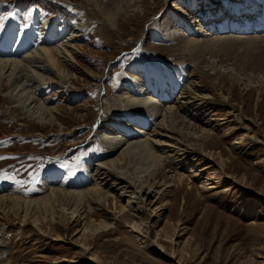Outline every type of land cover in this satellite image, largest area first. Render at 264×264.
<instances>
[{
	"label": "rangeland",
	"instance_id": "rangeland-1",
	"mask_svg": "<svg viewBox=\"0 0 264 264\" xmlns=\"http://www.w3.org/2000/svg\"><path fill=\"white\" fill-rule=\"evenodd\" d=\"M13 1L15 3L10 0L0 3V58L18 59L38 50L41 45H57L67 39L78 24H84L85 32L79 44L85 51L74 58V68H70L77 74L75 93L70 98L59 93L53 99L62 117L64 130L61 132L57 126L29 124L27 117L13 107L16 104L0 95V157H4L0 159V177H3L0 178V195L9 193L29 199L46 195L52 186L69 191L90 187L94 183L92 178V181L82 180L79 185L76 181L88 176L84 173L86 165L93 166L112 151L103 138L95 141L94 149L87 145V140L98 130L97 119L108 129L115 130L113 118H120L118 112L109 114L106 111L102 115L98 111L96 102L102 97L103 85L104 91L105 87L108 90V99H116L120 104L124 101L122 93L135 95L129 86V80L133 79L148 87L145 95L156 99L155 102H164V95L170 90L172 100L169 103L175 102L179 89L174 88L170 77L178 85L186 84L192 62L188 55L175 54L184 40L167 39V30L170 32L173 28L169 29L166 22L168 18L178 22L173 17L189 13L193 2L139 0L140 7L128 11V20L119 19L113 27L102 15H94L93 6L86 0H50L49 6L27 0ZM193 1L196 5L193 12L201 19L209 3L207 0ZM213 1L228 6L235 3L234 0ZM173 4H177V9ZM205 21V17L201 19L204 25ZM224 36L228 35H221ZM215 47L210 59L215 61L217 71L211 74L210 70L196 80L200 83L197 92L212 106L214 117L224 118L212 123L213 140L206 144V151L220 154L224 166L211 162L202 178L192 179L190 184L194 187L191 190L185 188L186 183L169 187L165 198L170 203L158 213L160 216L156 214L144 220L147 234L141 240V236L138 240L131 236L135 233H131L124 222L84 239L79 231L81 220L69 223L60 231L61 239L54 240L53 235L39 234L32 218L16 237L15 229L23 222L20 224L15 215L8 214L6 218L0 215V239L3 240L0 264H21L23 261L24 264H49L62 258L72 259L75 262L72 264H88L90 252L82 249L83 242L90 243L91 252L100 256L104 264H264V40L224 41ZM57 89L53 85L42 95L50 96ZM40 95L38 93L37 97ZM91 108L94 115L88 117L86 114ZM122 113L124 118L125 110ZM80 114H84V121L79 118ZM179 128L176 127V133L186 136L187 130ZM244 134L246 136L241 139ZM236 140L241 143L233 144ZM195 142L196 145L192 144L195 153H202L200 143ZM147 160L144 153L125 160L131 176L146 168ZM207 161L188 160L177 166L184 165L186 169L182 171L188 177ZM52 174L57 177L56 181L51 187L44 185L47 178L54 176ZM200 182L210 183L214 188L200 190ZM126 199L116 200L115 206L125 204ZM134 200L132 196L130 207L137 206ZM88 206L92 210L90 213L96 214L93 218L97 221L114 222L112 203ZM88 213H84V220ZM157 244L162 245V250Z\"/></svg>",
	"mask_w": 264,
	"mask_h": 264
},
{
	"label": "bare ground",
	"instance_id": "bare-ground-1",
	"mask_svg": "<svg viewBox=\"0 0 264 264\" xmlns=\"http://www.w3.org/2000/svg\"><path fill=\"white\" fill-rule=\"evenodd\" d=\"M10 1L14 2L13 0ZM234 1L233 5L228 6L222 2L217 3L213 0H207L209 5L206 6V15L201 14V19L205 17V25L193 12V10H196L193 0L192 4L194 6L191 5L189 13H186L183 17L178 15V18H172L175 22L178 19V22L174 23L169 18L167 19L166 26H169V29L172 26L173 30L170 32L165 31L166 38L174 40L181 38L184 40V44L180 45L181 48L175 54L188 55L192 62L188 76L189 81L186 84L178 85V82L170 77L169 81H174V88L179 89L177 90L178 96L175 102L169 103V100H172L170 98L172 90L169 91V94L164 92V102H155L156 99L152 100V97L145 95L148 94V87L144 83L133 79L129 80V86L132 92L140 97L129 95L126 92L122 93L124 101L117 98L121 101L120 104L118 101L115 102L116 99L111 101L108 99V90L105 87L104 91L103 85L102 97H99L96 102L98 111L102 115L106 111L109 114L118 112L120 118H113V122H116L115 130L108 129L101 122V119H97L98 130L96 134L91 135L87 140V145L94 149L95 141L103 138L112 151L110 156L107 158L102 157L93 166L86 165L84 173L88 176L83 175V178L76 181V185H79L83 183L82 180L88 181L92 178L94 183L90 187L70 191L53 188L52 185L57 177L52 174L54 176H50L44 181V185L52 186L50 192L44 196L26 199L18 195L11 196L9 193L0 195V215H3V218H6L8 214L15 215L18 216L20 224L23 222L15 229L16 237L20 236L23 232V226L30 223V218H32L31 222L38 233L53 235L52 239L54 240L61 239L60 231L66 229L69 223L76 220L83 221L79 231L80 237L83 236L84 239L93 237L100 232H106L114 224L117 226V224L124 222L125 227L129 228L131 233H135V236H133L134 234H131V236L136 240H138V236H141L139 239L141 240L147 234V228L143 224L144 220L156 214L160 216L158 213L170 203L165 198L169 193V187L186 183L185 188L191 190L194 187L190 184L192 179L199 180L202 178L204 171L210 169L211 162L214 165L221 164L222 167L224 166L219 153L217 155L216 153L213 154L212 151H206V144L213 140L211 138V129L214 128L212 123L224 120V118L216 119L214 117L212 106L209 105L204 96L197 92L200 83L196 78H202L210 70L211 74L217 71L215 61L210 59L212 57L211 51L216 48V45L224 41L230 43L232 41L253 42L260 39L264 40L263 34L260 36L254 35V37H242L246 34L264 33V0ZM27 2H41L46 6L51 3L50 0H27ZM86 2L96 8L92 7L91 9L94 15L96 13L102 15L108 24L113 27L119 19L128 20L127 13L129 10L140 7L139 0H86ZM216 5L218 7H214ZM173 8L177 9V4H173ZM179 25L183 28H180ZM32 31L31 34L34 36L35 33H32ZM84 32V24H78L76 28L71 30L67 39L57 45L51 47L41 45L38 50L27 52L22 58L18 59L0 58V95L5 99H11V102L15 103L16 105L13 107H16L15 110L27 117L29 124L57 126L58 132L64 130L62 128V117L58 110L59 107L54 105L53 99L59 93H63L65 98H70L77 90L75 87L77 74L71 71L70 68H74L72 64L75 61L74 58L79 57L85 51L83 46L79 44ZM235 32L243 33V35L236 36L234 35ZM224 33L228 36L221 37ZM81 73L86 75L82 70ZM53 85L58 87L54 94H50V96L42 95V93L46 94L44 93L46 89L48 90ZM38 93H41L40 98L37 97ZM161 100H163V96H161ZM79 110L83 111L84 109L80 108ZM123 110H125L124 118ZM86 115L88 117L94 115L92 114V108ZM78 116L84 121V114ZM177 126L180 127L179 129L185 128L187 130L186 136L176 133ZM112 128H114V125H112ZM146 128H149V131L145 132ZM245 136L244 134L240 138L243 139ZM195 141L200 143L201 147H199L202 153L197 154L192 148V144L196 143ZM239 143H241L239 140L233 142L235 145ZM140 153H144L148 157V160L145 161L147 166L138 171L136 175L131 176L125 165V160H129ZM215 155L217 156L214 157ZM197 159L201 162L209 161L203 164L200 169L193 170L188 177L182 171L186 167L184 165L177 166L182 162L186 164L188 160L192 162ZM141 172L149 173L142 175ZM143 177L144 179H142ZM207 180L209 179L207 178ZM198 187L200 190L205 191L214 188L212 184L205 182H200ZM132 196L135 199L134 203L137 205L134 208L130 207ZM109 197L112 198L111 201ZM125 197H127L125 204H121L119 207L115 206L116 200ZM92 203L104 206L112 203L111 212L114 222L107 223L94 219L93 217H97L96 214L90 213L92 210L88 208V205ZM108 210L106 211L108 212ZM19 211L23 215L19 216ZM88 211L87 215L89 216L84 220L86 217L84 213ZM144 215H146L145 218ZM158 239H161L160 236ZM2 242L3 240L0 239V247ZM81 247L83 250L90 252V256L87 257L90 260L88 264H104L100 256L91 252L90 243L83 242ZM157 247L162 250L161 244H157ZM72 263H75L72 259L62 258L55 259L49 264ZM21 264H24V261Z\"/></svg>",
	"mask_w": 264,
	"mask_h": 264
},
{
	"label": "snow or ice",
	"instance_id": "snow-or-ice-1",
	"mask_svg": "<svg viewBox=\"0 0 264 264\" xmlns=\"http://www.w3.org/2000/svg\"><path fill=\"white\" fill-rule=\"evenodd\" d=\"M3 2V0H0V3H2ZM30 14V13H29ZM25 19H27V16H25ZM27 25H25V27H26ZM0 159H4V157H0ZM40 166H42V165H40ZM0 178H3V177H0ZM13 179H14V177H12ZM22 182V181H21ZM33 182H35V180L33 181Z\"/></svg>",
	"mask_w": 264,
	"mask_h": 264
}]
</instances>
